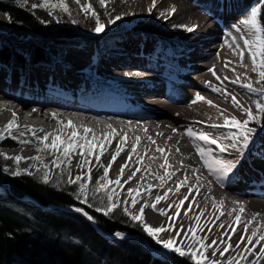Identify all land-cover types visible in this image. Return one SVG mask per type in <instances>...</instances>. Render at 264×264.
<instances>
[{"label":"bare ground","instance_id":"1","mask_svg":"<svg viewBox=\"0 0 264 264\" xmlns=\"http://www.w3.org/2000/svg\"><path fill=\"white\" fill-rule=\"evenodd\" d=\"M215 11L212 18L206 19L202 24L199 23L195 31L186 38L177 55L163 54L160 45H148L132 53L126 49L127 52L123 51L124 55L117 51H109L110 49L101 53L95 52L89 44L80 42L82 46H73L68 53L71 56L70 63L62 62L63 57H61L56 59L55 63L47 62L44 66L34 65L30 61H27L25 67L21 69L0 65V131L12 119L13 112L19 125L11 136L3 133V137L15 136L20 144L16 151L9 154L25 157L24 163L27 166L31 162L27 158L38 155L39 145L26 130V126L37 130L43 129L42 132H37L39 136L57 130L66 136L72 129L65 128L60 121L64 124L71 121L81 134L84 127L90 128L92 132L88 134L89 139L92 133L103 139L114 129L122 136L126 134L127 140L123 145L125 151L112 164L109 178L115 180L120 166L127 161L121 183L124 187L139 188L141 192V196L137 198L140 203L132 207V213L136 214L141 204L154 202L156 195H163L171 188L172 192L169 193L168 200L161 201L157 206L165 208L171 216L175 203L185 195H189L185 205L181 206V214L173 216L171 221L168 216H162L151 207H146L147 224L153 227L162 225L167 227L170 223H174L183 225L187 229L190 224L195 225L194 216L203 209L204 214L200 224L204 226V231H198V235L208 236L207 243H210L212 239L226 240L224 233L232 235L227 225L231 223L233 227H237L234 223L235 214L228 216L227 212L234 207L243 206L245 211L241 214L242 223L253 220L255 216L253 224L249 226L248 234L250 235L251 230L258 226L264 230V149L250 164L251 169L248 177L243 180L241 190H231V188L227 189L225 184L216 183V177L204 167L192 139L186 135L188 128L209 131L215 135L221 134V129L210 127L211 124L221 123H218L213 113L216 112V115L221 117L220 112L224 111L234 116L237 108L232 107L227 101L231 94L230 86L234 85L226 74L233 75V69L237 71L241 68L239 56L234 54L229 44H233L232 37L235 36L236 43L243 47V41L239 39L242 32L235 31L233 25L237 24L232 22L231 14L227 13L229 10L225 11L219 7ZM175 14L182 18L195 16L188 9L186 13L181 4L176 6ZM168 47L175 49L172 46ZM213 68L216 76L209 71ZM217 76L220 77L219 80ZM225 77L228 79H224ZM213 87L219 88L220 91H213ZM197 93L205 97V100L196 101ZM207 101H212L215 106H210ZM17 104L28 112L21 116L22 110ZM30 105L37 107L30 109ZM136 137L140 138L137 152L132 154L131 160H128V153ZM22 141H31V143H22ZM151 141H155V144ZM48 142H51V137ZM118 143H120L119 138L114 139L112 145L107 147V151L101 156L104 165L111 160ZM157 147L165 150L167 164L170 167H161L165 161L161 153L156 150ZM96 154L97 151H94L93 156L89 157L91 160L89 167L93 169L97 166ZM141 155L144 159L141 163H137ZM53 159H55L54 155L47 154L45 162L51 165ZM80 160V156L75 153L72 155L73 162L79 163ZM34 163L36 166L37 163L35 161ZM137 167L141 171L137 172L131 181L124 183ZM74 169L81 170L76 165ZM197 169L199 171H195ZM166 171L175 175L162 183L157 177L165 176ZM185 174L187 183L181 186L179 193H176V183L183 181ZM197 177H199L198 182ZM148 185L152 186L151 193L146 191ZM189 187L193 189L191 194L188 192ZM213 199L216 202L223 201L222 210L225 215L219 220L215 219L219 212L212 207ZM130 200L131 197L128 198L129 202ZM170 202L173 208L167 207ZM189 204L192 205L189 216H184L183 212L187 210ZM189 217L193 219L190 220ZM221 223L225 224L224 229L219 227ZM208 228L212 231L208 232ZM243 234L241 224L237 227V234L232 236L231 243H237L240 235ZM174 235V232L161 234L163 238ZM181 239L184 240V245L188 244L183 234L177 237L178 244ZM235 251L233 249L225 255H233ZM213 258H218V254Z\"/></svg>","mask_w":264,"mask_h":264},{"label":"snow or ice","instance_id":"2","mask_svg":"<svg viewBox=\"0 0 264 264\" xmlns=\"http://www.w3.org/2000/svg\"><path fill=\"white\" fill-rule=\"evenodd\" d=\"M78 5L81 12L85 16H90L95 20L94 31L101 33L105 30V24L101 22L100 15L95 11L92 4L89 0H74ZM111 0H98V3L101 8H107V5ZM157 5V0H152L151 6L148 8V11L151 12L153 8ZM31 7L41 8L48 12L49 15H54L57 10L60 12L66 13L69 16L71 15V8L69 6L68 0H40L38 4H32ZM262 10H264V0H258L246 10L245 15L241 18L237 25H233L237 33H241L244 30H247V33L251 34V38L248 35H241L239 39L243 41V47L239 43H236L237 37L233 36V44H229L230 48H233L235 55L239 56L240 67L247 69L248 65L244 63L245 59V50L247 51L248 57L251 60V71L256 73L258 79L255 81L256 84H259L260 87H254L251 82V78L248 77L247 72L236 74V78L231 81L233 84H240V86L246 89L249 93H259L260 99L254 101L256 112L254 113L250 107H245L239 102L235 95H230L231 102L233 106L239 108L245 115L246 119L241 121L235 116H229L226 112L221 111L220 116L223 118V123L220 124H211L210 127L213 129H227L226 132L219 135H215L212 132L204 130H194L188 128L186 130V135L192 139L193 146L196 150V153L199 155V158L203 162V165L210 174L216 177L220 182H224L230 174H234V171L238 168L243 157L246 154V151L249 149L250 145L253 143L257 129L250 126L251 122L257 121L259 117L260 122H264V20H262ZM176 9L173 7L168 11H161L160 16L164 18L170 17L174 14ZM8 17V21L11 23L12 18L10 15L5 13ZM122 17L120 15L115 16L113 19H109V24H114L116 21L120 20ZM59 22V19H57ZM77 21L73 20L72 23ZM44 23V21H41ZM243 26V27H241ZM185 31L191 33L194 32L196 26H187L180 25ZM227 67L228 64L226 63ZM214 76L216 72L213 69H209ZM235 71V69H233ZM219 80L220 77L217 76ZM224 79H228L225 77ZM243 80H248L249 82H243ZM209 86H211L209 84ZM213 91H220L219 88H212ZM205 97L201 96L199 93L196 94V101H204ZM194 101V102H196ZM210 106L213 105L212 101H207ZM55 118V113H53ZM65 128H71L72 131L68 135H63L57 130L53 133H45L43 136L37 135L38 131H43V129H34L26 126V130L31 133L35 138L38 145L41 147L37 148L38 155L27 158L31 161L38 162L37 171L43 172V182L45 184L49 183V171L50 166L43 162V156L47 154H52L55 156V159L52 161V166L55 169H59L61 173H67L66 182L71 185H77L78 191L73 193L75 198L79 200L82 204H87L89 208H93L94 205L89 202V195L96 193H103L104 198L107 203L103 207H94V211L98 213H103L105 216L112 214L117 208H120L122 205H127L129 201L121 200L116 201L114 197L120 195L117 191V188H122L121 183L125 168L127 167V161L125 164L121 165L119 168V173L115 180L109 178V171L112 168V164L116 162L117 157L120 156L122 152L125 151L123 145L127 140V136L120 135L114 129L107 133L103 139H99L95 133H92L91 138L89 139L88 134L92 132L90 128L84 127L83 134L77 130L76 126L72 124L71 121H68L67 124H64L63 121H60ZM18 120L15 112L12 113V119L7 122L4 129L0 131V139L3 138V133H7L9 136L12 135L13 131L18 129ZM111 128V125H109ZM175 131V130H174ZM24 133H21L23 135ZM49 137H51V142L49 143ZM16 139L15 136L12 137ZM116 138H119L120 143L115 146V153L111 155V160L105 166L101 161V156L107 151V147L112 145V141ZM139 137L135 138V142L131 145V151L128 153V160H131L132 154L137 152V144L139 143ZM149 139H151L149 137ZM155 144V141H151ZM202 142V143H200ZM22 143H31V141H22ZM215 146V148L213 147ZM78 150V151H77ZM161 153L165 163L161 167H170L167 164V155L165 150L157 147L156 149ZM94 151H97L95 155V162L99 168H101L102 174L99 175L98 179L93 180L92 168L89 167L91 160L89 157L93 156ZM179 151V149H177ZM232 151L238 152L239 156L237 158H228L224 156L225 153H231ZM76 154L81 157L80 162L77 167L81 169V174L76 175L75 178L71 176L70 165L72 163V155ZM8 160H14L17 165L20 164L25 157L17 155L15 157H5ZM144 159V156H139L137 163H141ZM87 169V171H83ZM141 169L137 167L132 173V176H129L124 183L131 181L137 172H140ZM195 171H199L198 169ZM23 172L32 175L28 172V168L25 167ZM14 175H21V170L18 168ZM175 173L165 172V176H158L157 178L163 183L166 179H170L174 176ZM199 177H197V182ZM187 183V176L185 174V179L176 183V193H179L182 185ZM90 184H94V187L90 188ZM115 186V187H111ZM147 193L152 192V186L148 185L146 189ZM193 189L189 187L188 192L191 194ZM172 192V189L169 188L166 190L163 195H156L154 197V202L141 204L136 214L129 211L127 206L123 207V213L130 217L132 221H135L139 224H142L143 231L151 237L155 242L161 245L164 249L168 250L171 253L178 254L180 257H185L190 261H193L194 264H262L264 262V230L261 227H256L251 230L249 235V226L253 224V220L247 222L241 221V214L245 211L243 206L239 208H232L231 211L227 212L228 216H234V223L239 227L242 224L243 235H240L239 241L235 244L231 243L232 236L237 234V227H233L230 223L227 227L231 230L232 235L224 233L223 235L227 239H212L210 243H207L209 240L208 236L198 235V231H204V226L200 224L201 217L204 214V210L201 209L198 215L194 216L195 225H189L187 229L183 225H178L170 223L167 227L159 226L153 227L147 224L144 220V212L146 207H151L153 210L159 212L162 216H168V219L171 221L173 216H179L181 214V206L185 205V201L189 199V195H185L182 199L175 203V208L173 213L170 216L165 208H158L157 206L161 201H167L169 193ZM196 192H199V188H196ZM127 195L131 197L130 204L132 207H135L138 203V197L141 196L139 188L133 189L129 187L127 189ZM194 203V201H193ZM237 203L238 202H234ZM168 208H173V204L170 202L167 205ZM192 205H187V210L183 212L184 216H189V211H191ZM198 207V205H197ZM212 207L219 212V215L215 217L216 220H219L221 216L225 215V212L222 210L223 201L216 202L213 199ZM75 212L82 214L89 221L94 220V216L91 215L88 211H85L82 207H76ZM258 215V214H257ZM193 219V217H189ZM221 229L225 228V224H219ZM208 232H211L212 229L208 228ZM174 232V236H169L168 238H163L162 233ZM183 234L184 239L190 241L187 245H184V240L181 239L179 244L177 243V237H180ZM116 236L122 237L123 233L117 232ZM222 245V247H221ZM235 249L233 255L226 256V253H229L231 250ZM218 258H213L217 257ZM223 258V259H220ZM251 258V259H250Z\"/></svg>","mask_w":264,"mask_h":264},{"label":"trees","instance_id":"3","mask_svg":"<svg viewBox=\"0 0 264 264\" xmlns=\"http://www.w3.org/2000/svg\"><path fill=\"white\" fill-rule=\"evenodd\" d=\"M0 13H7L11 23L34 34V40L27 42V54L11 46L13 40L0 39V65L12 69L24 68L27 61L52 62L53 54L47 52L49 46H54L58 55L65 45L81 37L92 39L96 34L113 32L121 40L125 38L120 35L127 31L134 37L154 36L172 44L186 32L178 25H159L145 15L132 23L118 20L103 34L94 29L80 31L72 23L51 21L55 17L49 19L46 10L33 9L29 0H0ZM253 125L264 129L259 117ZM3 145L4 141L0 142V147ZM0 184L5 186V194L0 196V264H194L159 246L141 224L123 213V205L105 216L94 211L96 205L89 208L77 200L67 183L52 186L38 178L11 174ZM104 200L102 207L107 203ZM76 207L84 208L94 220L75 212ZM117 232L123 236H116Z\"/></svg>","mask_w":264,"mask_h":264},{"label":"rangeland","instance_id":"4","mask_svg":"<svg viewBox=\"0 0 264 264\" xmlns=\"http://www.w3.org/2000/svg\"><path fill=\"white\" fill-rule=\"evenodd\" d=\"M29 1L31 5L40 3V0H29ZM89 2L92 4L95 11L100 15L101 22L105 24L104 32H106L111 29V25L108 23L109 19H113L117 15H120L122 17L120 20L126 23H132L135 19L145 15L147 19H149L150 21L156 22L159 25L196 26V25H200L204 23L206 19L212 18V16L214 15L213 13L216 12L215 9L219 7H221L225 11L229 10V12L227 13L231 14L232 22L238 24L239 20L243 18V16L245 15L246 10L249 9L250 6H252L254 3L258 2V0H174L172 2L167 1V0L166 1L157 0V5L155 8L152 9L151 12L148 11V8L151 6L152 0H111V2L107 5V8H101L98 3V0H89ZM68 3L71 8L70 16L66 13L60 12L59 10H57L55 14L52 16L50 15H46V16H48L49 19L52 17H55L54 19H50L51 21L57 22V19H59V21H63L66 24H70L72 23L73 20H75L77 22L72 23V24L80 31L93 30L95 28L94 18L90 16H85V14L80 11L78 5L74 2V0H68ZM178 4H181L185 8L186 13L188 9L189 12L193 13L195 16L191 15L192 17L190 18H182V17H178V15H176L175 13L172 14L168 18H164L160 16L161 11H168L173 7L176 9V6ZM38 9L44 10L41 8H38ZM101 33L103 34V32ZM191 33L186 31L180 38H178V40L173 42L174 45H170L168 43L167 44L163 43L162 41L158 40L154 36L151 38L148 37L146 38V40H144V39H141V37H134L132 33L127 32V31L120 35V38H125V39L119 40V38H117L119 35L111 32L104 36L96 34L92 39L89 37L88 38L81 37L82 39L80 38L76 40V42L78 41L79 43H74V44L71 43L69 45H65L63 49H60V52L58 53V55L55 54L54 46H49L47 49V52L50 54H53V60L51 63H55L57 61L56 59H60L61 57H63V60H61L62 62L65 61V62L70 63L69 59L71 58V56L68 55V53H70L73 46H82L83 44L80 42H84V43L89 44V46H91V48L95 50V52L105 53L107 49L108 50L110 49L109 51H117V53L121 55H124V53L120 52V49H123V50L129 49V51L132 53L148 45L149 46L160 45L161 51L163 52V54L165 53V54L172 56V55H177L180 52L181 44L186 40V38H188V36ZM242 35H248L249 38H251V34L247 33V30H244L242 32ZM0 36H1L0 37L1 41L2 40L6 41L8 38L13 40L11 41L10 45L16 47V49L23 54L28 53L27 42L30 43L32 42V40H34V34L29 29L21 25L10 23L7 17L2 13H0ZM168 46L175 47L177 53L171 54V53L165 52L163 48L165 47L168 48ZM244 60H246L244 63L248 65L247 69L241 67L239 70L233 71L234 72L233 75H230V74L229 75L226 74V75L229 76V79H231L232 81L236 78L237 73L243 74L247 72V75L248 77L251 78V82L253 83L254 87L259 88L258 84L255 83V81L258 79V76L256 73L251 71V60L248 57L247 51L245 52ZM3 71L7 73V70H5L4 68H3ZM8 71L12 72L10 69H8ZM243 82H249V81L243 80ZM233 85L234 86L232 85L230 86L232 90L231 91L229 89L230 93L232 95H235L241 104H243L245 107H250L255 113L256 109H255L254 101L257 99H260V95L257 93H249L246 89L242 88L240 84H233ZM227 101H229V103L233 107L231 98L229 96H228ZM213 114H214L213 116L215 117V119L218 120V123L220 122L223 123L222 121L223 118L221 119V117H218L216 115V112H214ZM226 114L231 116L228 113ZM234 116L241 121L247 118L246 115L239 108H236V112ZM254 122L256 121L251 122L250 126H252ZM252 127H255L257 129L255 137H254V142L250 145L249 149L246 151L245 156L243 157L238 168L234 171V174H230L229 177L225 180L226 181L225 183L220 182L216 179L217 184L219 183L221 185L225 184L228 187L227 189L231 188V190L232 189L241 190V188L243 187V182H244L243 180L248 177L249 170L251 169L250 164L258 155L262 153L264 149L263 148L264 147L263 146L264 145V129L257 128L255 125H253ZM221 130H222V133L227 131V129H221ZM3 138L0 139V142L3 141ZM14 141L17 142V146H10L8 149L3 148L5 146L0 147V182L3 181L7 176L13 174L18 168L21 170V175H27L29 176V178L34 177V178H38L43 181V172L37 171L38 162L35 161L37 163V165L35 166L34 161H31L30 164L27 166V164L24 163L25 162L24 160L26 159H24L20 162L19 165H17L14 160H8L5 158V157H15L9 154V152L16 151L20 146L17 139H15ZM39 147H41V145H39ZM224 156L228 158H237L239 156V153L232 151L231 153H225ZM45 159H46V155L43 156V162L45 164H48L45 162ZM48 165L50 166L49 184H51L52 186L53 185L55 186L65 185L67 183L66 182L67 173H61L60 170L55 169L52 166V164L51 165L48 164ZM75 165L77 166L78 163L72 161L71 165L69 166L70 173L73 178H75L76 175L81 174V170L74 169ZM25 167L28 168V172L32 173V175H28L23 172V169ZM92 170H93L92 171L93 180H95V178L98 179L99 175L102 174V172H100L99 170H102V169L99 168L97 165L94 169L92 168ZM94 176L96 177L94 178ZM66 185H71V184L67 183ZM91 187H94V184H90V188ZM111 187H115V186H111ZM128 188L129 187H124V186L122 188H117V191L120 193V195L117 197H114V199L116 201H120L122 199V194H123L122 200L128 201V198H129V196L127 195ZM71 189L73 190V192H76L78 191V186L71 185ZM4 194H5V186L0 184V196H3ZM102 196H103V193H96L94 195L90 193L89 202L98 207H102V204H104V201H105L104 196L103 197ZM124 206H127L129 208V211L132 210V206L130 202L127 205H123V207ZM48 207H53V205H49ZM147 212H148V209L145 208L144 220L146 223H147L146 221ZM189 242L190 241H188L187 243ZM153 252L156 254H159V251L153 250Z\"/></svg>","mask_w":264,"mask_h":264},{"label":"water","instance_id":"5","mask_svg":"<svg viewBox=\"0 0 264 264\" xmlns=\"http://www.w3.org/2000/svg\"><path fill=\"white\" fill-rule=\"evenodd\" d=\"M101 233V232H100Z\"/></svg>","mask_w":264,"mask_h":264}]
</instances>
